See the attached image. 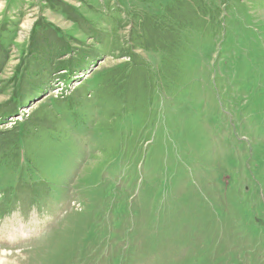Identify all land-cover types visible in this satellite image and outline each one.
I'll list each match as a JSON object with an SVG mask.
<instances>
[{"label": "rangeland", "instance_id": "rangeland-1", "mask_svg": "<svg viewBox=\"0 0 264 264\" xmlns=\"http://www.w3.org/2000/svg\"><path fill=\"white\" fill-rule=\"evenodd\" d=\"M147 1L0 0V158L23 135L28 158L46 174L52 163L60 186H11L0 167L1 264H264V0H240L228 13L216 4L230 21L223 41L208 59L191 63V53L193 89L162 98L151 139L135 142L136 124L112 132L104 117L103 133L93 126L101 116L77 89L142 65L127 56L132 47L149 61L131 45L144 27L127 15H143ZM113 18L121 47L108 35ZM69 63L87 70L71 80L61 71ZM55 65L48 91L18 108L19 87L30 94ZM71 101L88 112L66 119ZM45 126L55 131L41 141Z\"/></svg>", "mask_w": 264, "mask_h": 264}, {"label": "trees", "instance_id": "trees-1", "mask_svg": "<svg viewBox=\"0 0 264 264\" xmlns=\"http://www.w3.org/2000/svg\"><path fill=\"white\" fill-rule=\"evenodd\" d=\"M238 1L240 2V0H169L165 4H155L150 0L146 2L149 6L145 8L143 15H138L134 10H128V17L138 27H144L142 31H139L141 34L139 37L137 35L132 37L131 45L147 52L149 61L141 59L133 51L134 48L132 47L127 56L130 61L133 60L134 62L140 59L139 62L143 63L142 65L133 66L128 62L129 64H125L118 69L97 74L98 82L92 85V89H89L86 85H82L77 89V92L80 91L81 95L87 98L84 102L82 101L84 106L89 107L91 103L98 116H101L99 121L94 120V117H92V124L98 122V125H96L101 132L106 124L103 120L104 117L107 121L112 122L109 127L112 132L116 131L117 125L122 123H127L131 131H133L135 128L133 125L136 124L143 133L136 136L135 142H138L139 139L144 142L151 139V137L144 136V134L152 130L153 126L161 119L162 105L160 100L162 98L174 100L181 94H189L193 89L196 79V67L194 64L189 66L191 53L195 52L196 49V54L193 55L195 57L193 59L192 56L191 63L208 59L215 52L217 48L215 45L223 41L225 29H227L230 21L228 15H222L223 11L216 4L219 2L224 4L228 13L233 11L235 6H242ZM231 2L234 3L231 4ZM251 2L254 3L255 1L251 0ZM154 10L160 13L149 12ZM113 19L115 20L113 21L114 28L110 29L108 35L110 34V36L114 37L120 31L118 24L121 20L120 18ZM49 31L53 32L56 30L50 26ZM56 35L58 40L63 41V36L57 31ZM114 44L121 45H119L118 36L114 37ZM199 45H204V48L200 49ZM64 51V49H61L57 56ZM109 53L112 57H116L113 51ZM55 58L56 56H53V59ZM52 63L53 60L50 65L47 63V67H52ZM86 67L87 64L71 66L69 63L63 66L64 69L61 71H66V74L68 73L72 80L79 74H83V71L86 72ZM53 69V76L48 70L43 75L37 74L42 77L41 80L43 79V82L38 87H34L30 94H28L30 90L24 93L23 89L19 87L18 93L12 97V102L18 108H22L27 101L44 95L48 91L46 83L48 81H56V77L59 75L56 76L60 72L56 69V65ZM64 108H67L64 116L66 119H78L82 114L88 112L84 110L83 112L73 101ZM73 110L78 111L74 117L71 115ZM7 111L8 109H6L5 113ZM5 113L0 112V124L4 120L1 117H4ZM62 113H59L60 116ZM35 115H37L36 112ZM110 116H112V121ZM66 122L63 120V123ZM93 126L95 125L93 124ZM42 129H45V131L43 130L44 132H42ZM38 130L39 136L45 134L42 139L39 138L41 141L50 138V135L55 131L54 127L51 126L49 128L48 126L41 127ZM112 132L109 133L112 134ZM14 137V142H11L10 147L14 148L18 145V150L11 151L10 155H7L9 158H0V167L5 166L7 168L5 172L9 173L11 179L18 182L14 184L9 182L8 185L12 184L11 186L19 187L29 185V187L33 188L43 185L52 190L59 188L60 186L50 178L52 176L51 171L55 170L54 165L48 161L47 174L42 172L40 167L34 162V158H28L29 154L25 149L27 138L20 135L17 137L13 136L11 139ZM103 138L104 142H106L107 137L103 135ZM39 139H36L35 145H37ZM54 176L56 179L55 172ZM56 180L59 181V179ZM0 188H4V186H0ZM5 202L9 205L7 201Z\"/></svg>", "mask_w": 264, "mask_h": 264}, {"label": "bare ground", "instance_id": "bare-ground-1", "mask_svg": "<svg viewBox=\"0 0 264 264\" xmlns=\"http://www.w3.org/2000/svg\"><path fill=\"white\" fill-rule=\"evenodd\" d=\"M1 264V263H0Z\"/></svg>", "mask_w": 264, "mask_h": 264}]
</instances>
